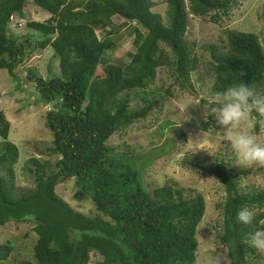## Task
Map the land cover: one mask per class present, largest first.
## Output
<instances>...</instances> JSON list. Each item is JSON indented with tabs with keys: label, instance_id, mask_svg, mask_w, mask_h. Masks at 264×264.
I'll return each instance as SVG.
<instances>
[{
	"label": "trees",
	"instance_id": "1",
	"mask_svg": "<svg viewBox=\"0 0 264 264\" xmlns=\"http://www.w3.org/2000/svg\"><path fill=\"white\" fill-rule=\"evenodd\" d=\"M165 1L164 21L153 10V0H0V69L33 86L52 105L46 114L52 159L26 158L24 169L33 186L25 189L17 182L20 151L9 139L11 123L0 111V228L29 222L36 234L31 259L21 264H91L93 253L102 255L100 264H199L196 234L206 212L204 196L189 194L175 181H145L142 146L112 144L110 139L172 96L171 86L156 83L163 68L181 88L195 89L191 75L197 72L199 88L210 82L211 95L220 96L242 80L264 89V45L254 32L228 28L219 46L205 43L210 68L201 75L199 56L185 38L189 15H208L217 23L238 0ZM31 2L50 17L27 21L29 31L16 34L11 20L23 16ZM108 27L103 37L97 35ZM130 27L133 53L123 65L111 62L108 56L118 45L112 35ZM48 47L59 58L60 72L46 78L28 68L21 78L31 54ZM208 126L215 131L212 117L202 125ZM165 127L179 135L186 130L164 120L157 134L163 135ZM184 162L213 174L226 193L216 244L227 248L231 264H264L263 253L246 243L249 233L264 227V189L246 184L249 172L235 169L223 154L206 164ZM71 179L76 198H91L89 212L75 209L56 192ZM242 207L257 213L252 225L236 223ZM16 242L0 243V264H12Z\"/></svg>",
	"mask_w": 264,
	"mask_h": 264
},
{
	"label": "rangeland",
	"instance_id": "2",
	"mask_svg": "<svg viewBox=\"0 0 264 264\" xmlns=\"http://www.w3.org/2000/svg\"><path fill=\"white\" fill-rule=\"evenodd\" d=\"M153 1L157 3L153 10L160 13L165 21L168 9L166 1ZM49 17V13L31 2L23 16L15 15L12 18L10 26L16 34H25L29 31L26 26L27 21H44ZM113 21L119 22L116 19ZM228 28L254 32L259 35L264 45V0H238L229 15L223 16V19L217 23H214L208 15L205 17L189 15L185 38L193 53L199 56L197 67L201 75H206L210 68L206 61L210 57V50L204 47L205 43H215L219 46L221 40L226 39ZM109 29L110 27L100 29L97 35L103 37L105 30ZM131 30V27L121 28L112 35L118 45L117 50L108 56L111 62H119L123 65L128 60L129 54L133 53L134 36L130 34ZM166 50L170 52L168 47ZM28 68H34L39 75L48 78L50 74L60 72L59 58L51 47L44 50L37 49L31 54L26 66L20 69L21 78L26 76ZM191 81L195 84V89L181 88L174 82L170 70L161 69L156 83L162 84L165 89L171 86L172 96L163 106L155 108L156 110L154 109L145 120L136 121L126 130L116 132L111 137L110 143L126 142L142 146L139 160L142 161L140 164L145 181L154 183L163 182L162 180L175 181L187 189L189 194L190 191L202 194L206 202V212L196 234L199 243L198 262L199 264H231L227 248L216 244V234L222 229L223 216L220 204L223 203L226 193L213 174L202 172L184 161L189 158L191 162L200 160L206 164L213 162L217 154H223L228 160H232L235 169L244 168L249 172L245 180L246 184L251 182L255 187L263 189L264 166L236 164L237 160L230 146L227 144L226 148V143L223 142L222 131L217 127L215 131L211 126L202 127L203 113L208 110L205 108L208 103L203 102L202 99L209 101L212 98H219V95L208 94L210 82H206L203 89L199 88V83L202 82L197 78V72L191 75ZM32 87L29 84L24 85L21 80H14L7 69H0V111L10 121L9 139L20 151L16 170L18 185L23 189L33 186L32 178L26 175L24 169L26 158L33 154L42 160L52 159L47 149L50 146V137L46 118L52 105L44 102ZM258 117L252 113L249 121L243 123L241 128L264 142V118L259 119L260 128L256 129L255 121ZM164 120H173L177 125L184 126L185 134L179 135L165 127L162 131L163 135H158L157 132ZM212 122L215 124L214 118ZM74 182L75 180L71 179L58 185L56 192L75 209L89 212L94 207L93 202L90 197L84 199L75 197L72 185ZM32 228L33 224L29 222H9L0 228V243L11 238L17 241L12 264H21L24 260L31 259L36 240ZM102 259L101 254L93 253L91 264H100Z\"/></svg>",
	"mask_w": 264,
	"mask_h": 264
},
{
	"label": "clouds",
	"instance_id": "3",
	"mask_svg": "<svg viewBox=\"0 0 264 264\" xmlns=\"http://www.w3.org/2000/svg\"><path fill=\"white\" fill-rule=\"evenodd\" d=\"M242 76V73H240ZM208 109L203 113L205 122L214 118L215 126L223 133V142L230 146L238 165L257 164L264 166V142L241 128L249 121L252 113L264 118V89H257L241 83L227 88L219 98L208 101ZM257 213L250 207H242L236 213V223L252 225ZM246 243L264 253V227H256L248 234Z\"/></svg>",
	"mask_w": 264,
	"mask_h": 264
}]
</instances>
